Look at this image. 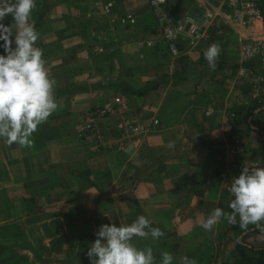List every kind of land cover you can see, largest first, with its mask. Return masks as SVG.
Here are the masks:
<instances>
[{
  "label": "crops",
  "instance_id": "crops-1",
  "mask_svg": "<svg viewBox=\"0 0 264 264\" xmlns=\"http://www.w3.org/2000/svg\"><path fill=\"white\" fill-rule=\"evenodd\" d=\"M32 19L58 108L30 145L0 139V264H91L100 225L140 215L164 233L133 240L152 249L154 264L165 251L173 264H239L240 244L264 249V221L201 226L215 208L232 211L229 188L243 165L264 167V96L254 70L240 75L232 31L195 48L180 37L173 55L150 0H36ZM212 43L215 68L204 58ZM116 98L126 109L87 132L85 117ZM123 116L144 133L123 139Z\"/></svg>",
  "mask_w": 264,
  "mask_h": 264
},
{
  "label": "clouds",
  "instance_id": "clouds-1",
  "mask_svg": "<svg viewBox=\"0 0 264 264\" xmlns=\"http://www.w3.org/2000/svg\"><path fill=\"white\" fill-rule=\"evenodd\" d=\"M35 8L36 0H0V139L8 145H30L32 135L58 108L56 81L49 75L43 50L36 47ZM7 17H11L10 24L4 23ZM220 51L218 43L204 51L210 68H215ZM172 146L170 142L168 147ZM229 192L232 211L213 209L201 225L203 229L211 230L222 217L233 225L238 217L241 228L264 221V167L243 165L240 174L232 178ZM163 235L144 215L130 224H103L87 256L91 264H154L152 249H139L133 240L149 236L158 240ZM173 259L169 252H162L160 264H173ZM180 264L196 261L183 257Z\"/></svg>",
  "mask_w": 264,
  "mask_h": 264
},
{
  "label": "built area",
  "instance_id": "built-area-1",
  "mask_svg": "<svg viewBox=\"0 0 264 264\" xmlns=\"http://www.w3.org/2000/svg\"><path fill=\"white\" fill-rule=\"evenodd\" d=\"M191 7L186 12H176L168 0H150L153 13L163 40L173 55H178V40L185 37L191 47L210 41L212 33L232 31L240 40L239 60L240 75L246 77L249 71L256 72L257 93L264 96V14L262 0H191ZM116 106L126 109L121 98L115 103L89 114L87 132L96 133L95 119L108 118L116 114ZM136 116H123L116 129L123 139L142 135L145 128L136 120ZM154 124L157 126L158 121Z\"/></svg>",
  "mask_w": 264,
  "mask_h": 264
},
{
  "label": "trees",
  "instance_id": "trees-1",
  "mask_svg": "<svg viewBox=\"0 0 264 264\" xmlns=\"http://www.w3.org/2000/svg\"><path fill=\"white\" fill-rule=\"evenodd\" d=\"M175 1L176 3L173 6V10L177 12V10L182 6L184 0H175ZM262 1L264 3V0ZM263 14H264V5H263ZM239 252L242 258V261L239 264H264V249L254 251L240 244Z\"/></svg>",
  "mask_w": 264,
  "mask_h": 264
},
{
  "label": "rangeland",
  "instance_id": "rangeland-1",
  "mask_svg": "<svg viewBox=\"0 0 264 264\" xmlns=\"http://www.w3.org/2000/svg\"><path fill=\"white\" fill-rule=\"evenodd\" d=\"M189 1H191V0H184V1H183V3H182V6H183V7L181 6L182 8H184L183 11H185V10L187 11V10L190 9V7H191V3H189ZM262 2H263V1H262ZM175 3H176L175 0H172V2H171V7H172V8H173V6L175 5ZM263 5H264V3H263ZM186 11H185V12H186ZM259 123H260V126L262 125L261 127L264 128V116L262 117V120H261V122H259Z\"/></svg>",
  "mask_w": 264,
  "mask_h": 264
}]
</instances>
